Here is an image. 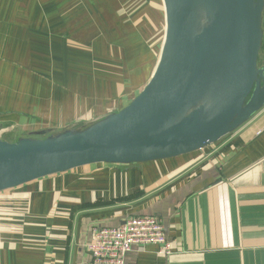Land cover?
I'll return each mask as SVG.
<instances>
[{"label": "crops", "instance_id": "1", "mask_svg": "<svg viewBox=\"0 0 264 264\" xmlns=\"http://www.w3.org/2000/svg\"><path fill=\"white\" fill-rule=\"evenodd\" d=\"M161 6L0 0V140L84 127L129 104L158 61L146 35L165 30ZM144 216L160 220L172 252L137 246L125 264H264V108L200 151L84 166L0 192V264H83L92 228Z\"/></svg>", "mask_w": 264, "mask_h": 264}, {"label": "water", "instance_id": "2", "mask_svg": "<svg viewBox=\"0 0 264 264\" xmlns=\"http://www.w3.org/2000/svg\"><path fill=\"white\" fill-rule=\"evenodd\" d=\"M154 71L125 107L80 129L0 140V192L94 164L200 151L264 108V0H161Z\"/></svg>", "mask_w": 264, "mask_h": 264}, {"label": "built area", "instance_id": "3", "mask_svg": "<svg viewBox=\"0 0 264 264\" xmlns=\"http://www.w3.org/2000/svg\"><path fill=\"white\" fill-rule=\"evenodd\" d=\"M146 245L159 246L162 256L172 252L162 223L155 217H131L115 228L94 227L86 245L88 260L83 264H125L134 247Z\"/></svg>", "mask_w": 264, "mask_h": 264}, {"label": "rangeland", "instance_id": "4", "mask_svg": "<svg viewBox=\"0 0 264 264\" xmlns=\"http://www.w3.org/2000/svg\"><path fill=\"white\" fill-rule=\"evenodd\" d=\"M161 7L163 8V6H161ZM162 8L160 9L161 12H162ZM162 16L163 15H161V17ZM157 22L159 23V25L161 24L160 28H164V22L160 20V16L157 18ZM262 29L264 30V13H263V26H262ZM163 36H164V30L162 31V29L155 30L152 33H149L148 32V34L146 35V37L149 38L148 46L149 45H152V46L155 45L154 41H158V43H159L158 44V48H156V46H155V49H152L153 56L156 59L159 58L158 56L160 55L159 54L160 53V45L162 43ZM146 45H147V43H146ZM261 54H262V56H264V49H263V47H262ZM261 54H260V56H261ZM148 61L149 60L146 59V62H148ZM148 63H149V65L147 66L146 71L144 72V75L142 77H140V78H142V80H140L139 82L133 83L134 85H136V88H138L137 92H139L140 90H142L145 87V85L147 84V82L149 81V76H150V74L152 72V69H153V62L152 61H149ZM82 125L83 124H81V123L80 124L79 123L78 124L76 123L74 126L71 127V129H80V128H82L81 127ZM86 125H88V124H86Z\"/></svg>", "mask_w": 264, "mask_h": 264}, {"label": "flooded vegetation", "instance_id": "5", "mask_svg": "<svg viewBox=\"0 0 264 264\" xmlns=\"http://www.w3.org/2000/svg\"><path fill=\"white\" fill-rule=\"evenodd\" d=\"M262 47H263V49H264V44L262 45ZM261 50H262V48H261ZM262 52V51H261Z\"/></svg>", "mask_w": 264, "mask_h": 264}]
</instances>
